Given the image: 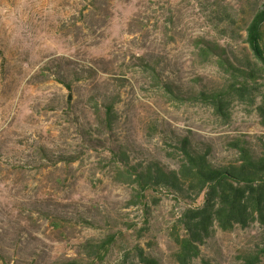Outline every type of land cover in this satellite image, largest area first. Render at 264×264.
<instances>
[{"label": "rangeland", "instance_id": "obj_1", "mask_svg": "<svg viewBox=\"0 0 264 264\" xmlns=\"http://www.w3.org/2000/svg\"><path fill=\"white\" fill-rule=\"evenodd\" d=\"M258 3L0 0V264L87 260L80 245L108 233L117 241L93 264H139L132 257L123 261L135 245L158 264H174V201L157 195L134 204L113 152L126 151L132 164L156 158L176 169L179 158L167 138L191 131L213 146L216 161L232 162L230 138L256 142L264 134L259 98L231 101L223 120L207 105L170 100L138 57L182 88L200 81L218 87L229 76L216 60L197 58V40H216L241 56L243 28ZM214 7L219 28L210 18ZM84 67L95 72L94 80L72 82L68 90L55 79L61 71L71 80ZM104 92H118L111 130L94 107ZM259 231L257 224L217 230L193 264H240Z\"/></svg>", "mask_w": 264, "mask_h": 264}, {"label": "trees", "instance_id": "obj_2", "mask_svg": "<svg viewBox=\"0 0 264 264\" xmlns=\"http://www.w3.org/2000/svg\"><path fill=\"white\" fill-rule=\"evenodd\" d=\"M245 31V51L237 57L232 51L213 39H198L197 58L202 62L216 60L229 79L218 87L201 83L182 88L170 82L168 77L156 70L145 57H138L155 86L176 102H198L211 107L215 114L227 120V107L235 99L253 102L259 98L257 115L264 129V0H258ZM212 6V5H211ZM214 6V5H213ZM212 6V7H213ZM210 18L219 28L223 21L210 9ZM220 24V25H219ZM229 27V26H228ZM84 67L73 71L72 79L58 71L55 79L71 89L72 82L94 80L95 72ZM46 77V76H45ZM113 93V91H111ZM104 92L101 101L97 97L94 107L103 126L111 130L116 121L115 95ZM99 102V103H98ZM167 138L174 154L179 158L176 169H170L156 158L132 164L126 151L113 152V158L123 166L122 177L132 186V201L144 204L147 196H171L176 213L172 222L171 239L174 250L170 255L174 264H193L201 257V247L219 230L229 233L237 228L245 230L257 224L260 231L252 236L250 249L240 254V264H260L264 258V134L252 142L244 135L230 138L227 143L234 152V159L221 163L214 159L213 146L196 140L191 131L186 134L171 132ZM144 215L147 207L143 206ZM127 229L132 226L127 225ZM117 241L116 233H108L101 241H86L80 248L87 260L56 261L57 264H93L105 257ZM139 264H158L157 258L135 245L124 255ZM0 259L5 255L0 253ZM203 264H209L202 259Z\"/></svg>", "mask_w": 264, "mask_h": 264}]
</instances>
